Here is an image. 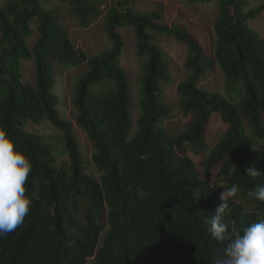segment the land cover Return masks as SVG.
<instances>
[{
	"label": "trees",
	"instance_id": "trees-1",
	"mask_svg": "<svg viewBox=\"0 0 264 264\" xmlns=\"http://www.w3.org/2000/svg\"><path fill=\"white\" fill-rule=\"evenodd\" d=\"M43 1L0 3V127L32 164L26 184L31 209L20 226L0 236V264H215L217 244L204 223L221 203L208 179L213 169L226 176L227 190L239 188L228 198L224 214L230 227L235 222L242 230L264 217V202L247 195L264 177L246 175L253 167L264 173V149H257L264 142V37L248 23L264 14V2L248 8L247 0H218L209 57L187 28L159 23V10L141 13L128 7L136 0H115L109 6L103 28L111 47L89 56ZM61 1L84 25L99 13L89 0ZM34 18L38 34L29 46ZM125 25L134 30L141 60L134 131L130 86L119 61L123 40L117 28ZM150 31L187 46L189 74L177 84V106L192 117L175 136L162 127L170 114L162 93L171 75L166 53ZM24 60H33V84L22 81ZM55 63L85 65L71 103L92 144L90 162L98 176L85 171L73 125L57 108ZM213 63L235 98L198 87ZM215 113L228 128L200 172L184 152L187 146L195 154L205 149L204 127ZM45 119L60 130L67 162H56V149L44 136L22 130L27 121Z\"/></svg>",
	"mask_w": 264,
	"mask_h": 264
},
{
	"label": "rangeland",
	"instance_id": "rangeland-1",
	"mask_svg": "<svg viewBox=\"0 0 264 264\" xmlns=\"http://www.w3.org/2000/svg\"><path fill=\"white\" fill-rule=\"evenodd\" d=\"M7 0H0L4 5ZM98 9V15L92 16L89 23L84 25L79 21L78 16L74 13L72 6L61 0H45L42 2L43 7L51 9L56 18L66 28L70 39L77 48L83 49L89 56L99 54L111 47V40L106 35L103 28V17L106 10L115 0H89ZM248 8H254L264 0H247ZM217 2L212 0L207 3H190L187 0H136L130 1L128 7L136 12L147 13L154 10L161 12L162 18L158 21L162 24L172 25L179 24L189 30L203 51L209 57H212L214 30L213 25L217 16ZM37 19L34 18L31 23L32 35L28 38V44L31 46L37 37ZM249 26L264 37V14L258 15L248 21ZM123 40V51L120 57V65L124 69L129 86H130V112L132 119V130H135V122L140 115L139 97L141 60L137 57L135 51V34L131 26H122L117 28ZM153 42L161 47L166 53V63L169 68L171 80L164 85L162 98L170 107L169 116L162 122L165 133L175 136L182 132L191 119V115H184L182 110L177 106L178 94L176 91L177 84L184 80L189 74V69L185 66L187 59V46L175 38L150 31ZM85 70V65L77 67H65L60 63H55L54 72L56 83L53 88L58 101L57 108L62 118L69 120L74 128L75 137L79 143L81 153L84 159V168L88 174L98 176L95 167L90 162L92 144L85 132L78 126L75 119V109L71 103L72 89L74 88L76 78ZM35 69L33 60H24L22 63V81L30 84L34 83ZM198 87L212 92H218L228 99L235 98L233 92H230L221 69L213 63L204 69ZM158 124L155 125L157 127ZM161 126V124H160ZM228 126L224 123L220 115L215 113L207 121L204 127V137L206 142L205 149L195 154L187 146L184 154L192 159L196 168L201 172L203 162L209 150L218 142ZM22 130L30 133L41 134L49 142H52L57 155L56 162H67L68 156L62 153L60 145V130L47 119L40 123L27 121ZM257 149H264V142L258 144ZM210 184L219 194L226 189V176L217 168L213 169L208 177Z\"/></svg>",
	"mask_w": 264,
	"mask_h": 264
},
{
	"label": "clouds",
	"instance_id": "clouds-1",
	"mask_svg": "<svg viewBox=\"0 0 264 264\" xmlns=\"http://www.w3.org/2000/svg\"><path fill=\"white\" fill-rule=\"evenodd\" d=\"M32 164L27 155L19 149L7 130L0 127V236L20 226L31 209V198L26 184ZM246 175L264 177L254 167L246 169ZM239 192L232 186L220 194L221 203L211 218H206L207 232L216 242L213 249L215 264H264V217L242 230L225 222L228 198ZM250 199L264 202V183L247 192Z\"/></svg>",
	"mask_w": 264,
	"mask_h": 264
}]
</instances>
